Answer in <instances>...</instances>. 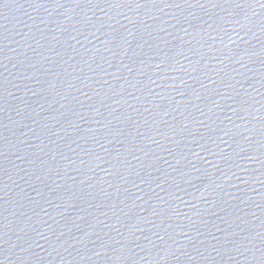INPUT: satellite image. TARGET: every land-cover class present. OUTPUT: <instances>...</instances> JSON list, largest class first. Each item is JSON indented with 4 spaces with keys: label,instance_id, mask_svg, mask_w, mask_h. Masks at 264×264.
Segmentation results:
<instances>
[{
    "label": "water",
    "instance_id": "obj_1",
    "mask_svg": "<svg viewBox=\"0 0 264 264\" xmlns=\"http://www.w3.org/2000/svg\"><path fill=\"white\" fill-rule=\"evenodd\" d=\"M0 264H264V0H0Z\"/></svg>",
    "mask_w": 264,
    "mask_h": 264
}]
</instances>
